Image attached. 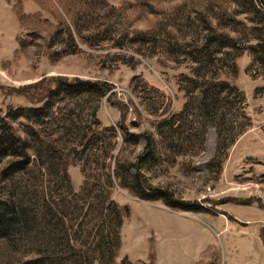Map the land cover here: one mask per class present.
<instances>
[{"label":"rangeland","instance_id":"1","mask_svg":"<svg viewBox=\"0 0 264 264\" xmlns=\"http://www.w3.org/2000/svg\"><path fill=\"white\" fill-rule=\"evenodd\" d=\"M261 25L264 0H0V119L9 125L3 133L17 130L24 138L20 131H25L32 145L23 127L33 126V118L20 116L17 109L45 101L63 127L56 135L60 153L53 163L34 158L29 149L30 168L20 170L10 166L18 156L0 154V201L13 217L12 226L0 229V264H32L34 259L40 264H109L102 254L108 252L113 229L105 212L99 214V200L108 188L107 171L126 163H133L129 177L123 170L121 179L111 175L110 199L129 207L120 239L137 237L127 229L141 217L167 221L171 234L160 244L146 235L150 255L132 261L120 241L115 264H151L156 245L164 254L172 252L174 236L175 257L187 241L200 258L196 264H220L215 243L201 253L195 243L201 239L200 224L214 236L211 221L223 208L249 212L248 224L230 219L238 229L260 232L264 147L258 138L245 142L239 137L248 130L264 135V60L254 58L249 48L258 41L252 27ZM63 79L98 82L108 90L61 100L64 92L56 86ZM9 111L17 115L7 117ZM42 124H34L36 130ZM79 127L84 137L79 138ZM216 127L221 169L218 163L210 165ZM95 128L96 140L88 141ZM147 137L154 145L148 156ZM64 175L72 193L66 191ZM85 179L90 186L82 191ZM149 186L166 191L178 207L140 197V191L151 193ZM61 197L66 207L57 211L53 201ZM246 203L253 211L240 208ZM144 252L142 246L138 254ZM251 256L246 264H264L258 244Z\"/></svg>","mask_w":264,"mask_h":264},{"label":"trees","instance_id":"2","mask_svg":"<svg viewBox=\"0 0 264 264\" xmlns=\"http://www.w3.org/2000/svg\"><path fill=\"white\" fill-rule=\"evenodd\" d=\"M252 33L254 36L258 38V41L254 43L253 45H250L249 48L251 49L254 55V58L256 57V59L264 60V26L261 25L258 28L252 27ZM224 84L229 86L230 88H233V89L236 88L234 85H229L226 82H224ZM56 90H61V92H64V94L59 97V99L61 100L65 99L66 97H70V96H72V99H75V98L77 99L84 92H88L89 94H94L95 96L102 95L108 90V86L106 84H101L98 82H90V81H84V80H79V79H76L73 82L63 79L62 81H59L57 83ZM49 108H52V109H49ZM53 110H55V108L53 109V107L50 106V103L48 101H45V103L40 106L23 107V108L17 109V111H20L19 113L20 116L24 118H33V122L35 125L39 126L41 123H45L44 127L42 124V126L39 127V129L37 130L34 124L33 126H29V128L23 127L24 130L28 132L30 137L34 139L32 145L28 144L25 131H20L21 133L24 134L25 136L24 138L19 136V132L17 130H13L11 134L4 135L3 133L5 131L4 129H8L9 125L6 120L4 122L0 119V130H2V132L0 131V154L18 156L20 158L18 160L19 162L12 163L10 164V166H17L20 170H28L30 167H27V164H29L30 162L29 161L30 155L26 153V150H29V149L33 150L34 158L43 160L45 157H47L48 159H50L51 163H53V160L59 156L60 145H59V139L58 137H56V135L59 132L58 129L60 128L63 129V127H60L58 125V122H59L58 116L53 115L54 114ZM50 113H52L51 117L47 119L46 121H43L41 116H44ZM181 114L182 112L178 114H172L169 120L171 121V119H173L174 121V119H177V117L181 116ZM10 115H17V114L15 113V111H9L6 116L8 117ZM91 115L93 117L94 123L96 124V126H98L100 123L96 117V108H93ZM10 119L12 120L13 118L10 117ZM74 124L75 123L73 121V125ZM172 125L173 124L170 125V128L172 127ZM110 128L112 129L113 127L111 126ZM82 131H83V128L79 127L78 128L79 138L84 137L83 133H81ZM97 131H98L97 128H95V130L92 132L93 134L88 138V141L92 140L94 142L96 140L94 135L97 134ZM145 142H146L145 155L148 156L151 154V151H152L151 149L154 147V145H152L151 143L152 141L150 137H147ZM89 144H91V147L96 149V151L98 150L99 146L96 143H89ZM83 146H86V145L84 144ZM219 149H220L219 130L217 131V127H216V150H215L214 157L210 161L211 163L210 165H212L213 163H218L219 169H221L222 159L219 155ZM36 163H38V161H36ZM132 166H133V163H126L124 165H117L114 169H112L111 173L110 171H107L105 179H106L108 188L105 191L103 198L99 200L100 202H102V206H100V208L98 209L99 214L100 213L102 214L103 212H105L104 216L108 218L107 224L110 228L113 229L109 231L110 238L108 237V234L106 235V238H109L108 252L105 254H102V257L103 259H105V262L109 264H115L117 252H118L119 245H120L119 226L122 223L123 217L129 213L128 212L129 207L127 205H119L118 203L110 199V188L112 186L111 175H114L115 177H119L121 179L123 178L122 170L124 171V174L127 175L126 173L127 169ZM119 173L121 174V176H119ZM138 176H139V173L138 175H135L134 177L138 178ZM127 177H129V175H127ZM63 178H65L66 183H67L66 191L68 193H72L73 189H72L71 184L69 183V180L67 179V176L64 175ZM121 181L123 184L124 179ZM89 186L90 185L88 183V180L85 179L82 185V191H86L89 188ZM149 188L151 189L150 194H145L140 191L138 195H140V197H143V198L162 199L163 201L166 202V204L172 207H178L176 206L178 205L176 204V201L170 202L171 196L166 191L162 190L161 188H156V187H151V186H149ZM53 202L60 208V210H57V211H63V208L66 207L64 197H61L57 201H53ZM95 203L98 204V201H96ZM180 203H182V205H179V206H181L184 209L187 208L190 210H196L193 208H189L186 205L189 203H185V202L184 203L180 202ZM10 214L11 213L10 211H8V207L5 205V203L3 201H0V229L3 228L2 230H4L5 227L12 226L11 221L13 217ZM16 224L20 225V223H17V222ZM263 229L260 230L259 233H260V237L264 244ZM18 231H19L18 233H20L22 230H18ZM0 237H3V234L1 231H0ZM36 255H40V254L36 252ZM40 260L41 259L39 260L34 259L30 263L40 264L41 263Z\"/></svg>","mask_w":264,"mask_h":264},{"label":"crops","instance_id":"3","mask_svg":"<svg viewBox=\"0 0 264 264\" xmlns=\"http://www.w3.org/2000/svg\"><path fill=\"white\" fill-rule=\"evenodd\" d=\"M248 131L242 134L239 137V140H244L245 142H247L251 141L254 138H258V140H262L261 146L264 147V135H261V133H248ZM263 205L264 204H260V207L264 208ZM239 206L240 208L246 210L251 208L252 211L254 208L252 203H246V205ZM257 208L259 207L257 206ZM222 210V214L216 215L219 216L216 217V221H211L212 226L210 229L214 231L215 237L207 236L206 233L208 232V229L204 228L203 225L200 224L197 232H199L201 239L197 237V239L199 238L197 243H195L197 245V249H201V253L205 250V247L215 243L214 245L216 246V252L220 254V264H246V262H248L252 258L251 253L253 250H255L257 244L264 249V244L260 237V233L258 231H250L252 229H249V226L247 227V225L245 226L247 227V229H238V226L236 225L237 222L230 219V216H232L234 219L244 224H248L250 219L249 212L247 213L246 211H244V213H246L247 215L245 216V214H236V212L233 213L226 208H223ZM226 215H228L229 217H226ZM184 218H186L189 222L194 221L191 220L189 216H184ZM140 219L141 220L134 218V222H132V225H130L127 229L130 235L133 236V233H135L137 237L120 239L122 252H124V255L127 256L130 261L143 259L147 255H150V249L148 248L147 244L143 243L146 235L151 234V236H156V244H160V242L166 240L168 238V235L171 234V232L168 233L166 231L167 228H165L167 221L157 222V220L152 221L149 218L143 217H141ZM200 220L203 221L202 218ZM139 222H141V224L137 225V223ZM172 236H174V234H172ZM174 237L176 238V236ZM174 237H171V253L167 251V253L164 254L161 250H159L158 245H156L155 259L152 258L151 264H196L197 261H200L198 253H191V245L189 242L187 243V241H184L182 243V246L179 249L182 251L175 257L174 247L172 245V240L174 239ZM197 239H195V242ZM142 246L145 252L144 254H138V250L142 248ZM164 246L167 247V243H165Z\"/></svg>","mask_w":264,"mask_h":264}]
</instances>
